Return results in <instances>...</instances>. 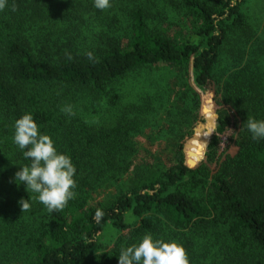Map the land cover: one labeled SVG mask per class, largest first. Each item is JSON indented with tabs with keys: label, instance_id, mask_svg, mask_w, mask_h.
<instances>
[{
	"label": "trees",
	"instance_id": "1",
	"mask_svg": "<svg viewBox=\"0 0 264 264\" xmlns=\"http://www.w3.org/2000/svg\"><path fill=\"white\" fill-rule=\"evenodd\" d=\"M245 1L110 0L102 11L93 0H7L0 10V264H118L120 249L145 233L178 241L189 264H264V139L253 140L245 126L247 117L264 120V38L248 25ZM169 7L201 19L197 40L163 31ZM232 31L239 41L231 46ZM172 67L190 79L185 87L198 110L177 160L147 172L138 165L127 192L97 202L96 182L129 167L132 145L130 122L104 125L95 115L132 111L140 123L159 112ZM147 70L154 77L133 85L138 99L123 104L114 84ZM66 105L74 115L61 111ZM25 112L76 167V195L62 210L48 212L15 182L29 163L12 140ZM232 119L235 150L216 160ZM21 199H29L28 211ZM129 214L138 223L126 244L105 248L106 226L125 229Z\"/></svg>",
	"mask_w": 264,
	"mask_h": 264
},
{
	"label": "rangeland",
	"instance_id": "2",
	"mask_svg": "<svg viewBox=\"0 0 264 264\" xmlns=\"http://www.w3.org/2000/svg\"><path fill=\"white\" fill-rule=\"evenodd\" d=\"M206 1L212 3L214 0ZM242 11L246 15L248 25L256 31L258 37L264 38V0H246L242 5ZM166 14L170 19L164 25V32H168L171 37L179 39L181 42L190 35L197 40V36L193 32L198 28L199 24H202L201 19L190 15L185 17L180 12L175 13L171 7L166 9ZM90 25H93V22ZM237 41H239V36L235 31H232L230 37L231 46L236 44ZM262 61L264 63V58H262ZM225 64L228 63L225 62ZM224 68L226 69V67ZM157 69L155 67V70ZM168 73L170 75L166 77V81L171 85V94L167 93L165 108L159 112H146L141 117L140 123L135 121L132 111L123 114V111L119 109L112 113L105 114L104 112V114L95 115L99 121L107 120L104 125L116 124L118 120L124 118L125 122H130L131 127L126 140L132 145L129 167L122 170L114 168V170L103 174L96 182L97 188L95 187L94 196L97 202H105L106 200L114 199L116 194L127 192L132 184L138 181L136 172L138 165L142 166L147 172L151 168L165 167V165L168 166L177 160L178 145L187 136L192 124L196 121L198 110L190 98L189 86L185 87L186 83L190 82V79L188 80L184 77L182 69L172 67ZM153 77L154 74L150 70L134 77H132L131 72L126 78L114 84V87H117L119 92L124 93L123 104L138 99L132 98L133 85H140L141 80L144 82L145 78ZM194 86L196 87L195 83ZM156 87L162 86L160 84L156 85ZM181 98L184 99L181 100ZM235 132L236 125L234 119H232L231 126L219 136L214 152L216 160L224 154L235 150ZM206 152L207 149L204 153L206 154ZM209 166L214 169L216 161L210 163ZM120 167H123L121 163ZM137 223L138 218L132 216V214L127 217V227L125 229L110 222L101 234V243L105 248L109 249L119 244H126L124 241H128V237L132 233V227Z\"/></svg>",
	"mask_w": 264,
	"mask_h": 264
},
{
	"label": "clouds",
	"instance_id": "3",
	"mask_svg": "<svg viewBox=\"0 0 264 264\" xmlns=\"http://www.w3.org/2000/svg\"><path fill=\"white\" fill-rule=\"evenodd\" d=\"M6 4L7 0H0V10ZM93 6L103 11L111 4L110 0H93ZM88 55L91 59L92 54ZM61 111L69 116L75 114L71 105L62 107ZM245 126L253 140L264 139V120L247 117ZM13 129V143L29 161L20 165L15 182L23 183L27 192L35 194V199L48 212L62 210L76 195V167L71 157L57 149L52 137L41 131L30 112L17 118ZM29 199L19 201L22 212L30 209ZM118 264H189V259L178 241L145 233L137 242L120 249Z\"/></svg>",
	"mask_w": 264,
	"mask_h": 264
}]
</instances>
